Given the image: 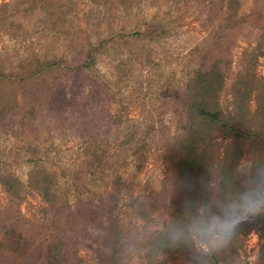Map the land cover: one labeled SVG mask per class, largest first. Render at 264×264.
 Wrapping results in <instances>:
<instances>
[{
	"label": "rangeland",
	"instance_id": "obj_1",
	"mask_svg": "<svg viewBox=\"0 0 264 264\" xmlns=\"http://www.w3.org/2000/svg\"><path fill=\"white\" fill-rule=\"evenodd\" d=\"M212 1L0 0V181L18 191L25 264H44L54 235L25 188L34 161L69 210L110 211L65 231V264H264V215L221 232L233 206L264 196V0ZM193 96L245 136L186 117ZM188 143L201 165L181 180ZM5 195L0 231L15 215Z\"/></svg>",
	"mask_w": 264,
	"mask_h": 264
},
{
	"label": "trees",
	"instance_id": "obj_2",
	"mask_svg": "<svg viewBox=\"0 0 264 264\" xmlns=\"http://www.w3.org/2000/svg\"><path fill=\"white\" fill-rule=\"evenodd\" d=\"M179 3L183 4L190 0H177ZM193 2H201L205 1L206 5L215 4L212 0H192ZM237 0H218L217 4H222L224 7V11L230 9V5H234ZM212 7V6H211ZM48 11V10H47ZM224 12H221V15L218 17L219 20H222L221 16ZM229 23L225 27V29H233L239 26V18L236 19L235 12H232L228 17ZM226 19H224L225 21ZM223 21V22H224ZM259 27V24H255L253 28ZM48 64H44L46 66ZM87 64H83L81 67H86ZM1 77V75H0ZM207 87V84L204 88ZM187 111L186 117H192L193 120H200L206 122L210 125H218V127L225 129L227 135H232L235 139H239L245 136L243 133H239L235 130L229 123L223 122L220 118V113L217 111H212V109L205 105L204 99H196L195 96L191 98L189 103L185 106ZM99 145L93 146L94 150L98 148ZM92 147V146H91ZM181 152L183 153L182 158H177L175 166V171L181 176V180H185L186 175H190V173L197 172L198 165L200 164L199 157L196 155L195 149L192 144H187L181 147ZM32 169L29 172L25 188L34 192L40 198V204L37 208L38 213L42 215L44 219H47L46 225L43 227L39 225L38 230L40 228L49 229L51 232L50 239L43 243V249L45 250V260H43L44 264H65L67 253L65 249L62 247L68 243H70L71 238L67 236L65 231L69 230V227L77 225L78 223H89L91 226L98 227L101 225L102 219L105 217L106 221H112L110 218V211H104L102 213L100 208V203L98 202L95 205L87 206V209L82 210L80 206L74 204L71 210L68 209L66 204L61 202L60 192L53 189V175L47 172L45 167L41 165L40 162L34 161L31 163ZM203 170L199 169V172ZM73 180L74 189L79 187V181L75 177ZM0 185L2 191L6 193L5 195V206L3 208H10L12 205L14 206V214L10 216L9 219L5 220V224L1 225L0 231V264H25V261L30 258L29 254L22 250V242L23 237L20 233H18L17 227L20 224L19 222L26 221L17 211L15 210L18 207L15 204L17 190L15 189V183L13 179H6L4 181H0ZM60 188V187H58ZM13 195L15 198H13ZM12 203V204H11ZM88 204V203H87ZM85 204V205H87ZM87 211L92 214L96 213L98 216L95 218H89L85 214ZM42 218V219H43ZM7 222V223H6ZM110 232L112 236L110 237V246L112 249V253H116L118 251V243L121 242V236L116 235L122 232V230L118 229L115 226L110 227ZM120 244V243H119ZM72 245V244H71ZM31 248H27L29 251ZM42 261V260H41ZM30 264H35L31 262ZM38 264V263H37ZM109 264H117L116 259H114Z\"/></svg>",
	"mask_w": 264,
	"mask_h": 264
},
{
	"label": "clouds",
	"instance_id": "obj_3",
	"mask_svg": "<svg viewBox=\"0 0 264 264\" xmlns=\"http://www.w3.org/2000/svg\"><path fill=\"white\" fill-rule=\"evenodd\" d=\"M264 215V196L248 195L238 206H233L226 221L221 224L224 239L232 232L233 225L242 217H259Z\"/></svg>",
	"mask_w": 264,
	"mask_h": 264
}]
</instances>
